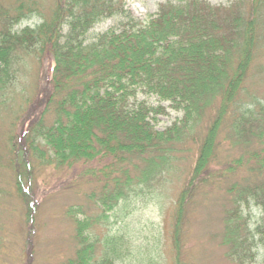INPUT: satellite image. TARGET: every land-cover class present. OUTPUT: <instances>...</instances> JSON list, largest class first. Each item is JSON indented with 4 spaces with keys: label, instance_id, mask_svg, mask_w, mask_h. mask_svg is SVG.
<instances>
[{
    "label": "trees",
    "instance_id": "obj_1",
    "mask_svg": "<svg viewBox=\"0 0 264 264\" xmlns=\"http://www.w3.org/2000/svg\"><path fill=\"white\" fill-rule=\"evenodd\" d=\"M127 1L0 0V109L25 57L55 61L48 87L3 138L0 176L11 186L0 182V194L20 204L25 234L13 256L0 226V264H33L40 171L73 172L78 193L92 186L87 208L66 209L76 250L60 264H201L191 223L212 204L225 257L264 264V0L166 1L143 22ZM118 15L126 18L118 28L89 39ZM32 17L39 23L17 28ZM141 94L182 118L157 129L153 113L166 109L134 103ZM187 158L160 236L142 240L125 221L112 226L116 209L164 196ZM254 207L252 227L246 211Z\"/></svg>",
    "mask_w": 264,
    "mask_h": 264
},
{
    "label": "rangeland",
    "instance_id": "obj_2",
    "mask_svg": "<svg viewBox=\"0 0 264 264\" xmlns=\"http://www.w3.org/2000/svg\"><path fill=\"white\" fill-rule=\"evenodd\" d=\"M166 1L178 0H128L127 9L136 20L146 21L152 14L156 13L159 6ZM216 5H227L231 0H208ZM126 18L118 15L107 18L97 23L90 31L89 39H95L99 34L112 28H118ZM39 23L38 17L24 20L17 28H24L27 25L35 26ZM55 68V61L51 56H47L42 63H37L33 56H28L20 62L19 72L15 84L9 90V99L0 109V156L4 155L2 145L4 135L11 129L16 118L27 112L32 107L34 98L36 99L41 92L48 87L52 79ZM146 101L149 105L159 108L164 107L166 113H153L154 123L157 129L164 130L171 126L175 121L181 119L183 114L170 106L169 102L160 101L158 97L145 96L137 97V101ZM190 159H182L176 172L173 173L170 183L166 185L164 196L146 197L134 200L128 204V210L116 209L111 214L113 227L119 222H127L129 235L139 236L142 240L152 238L154 235L160 236V228L166 222L172 199L178 193L182 181L190 167ZM0 174H7V170L0 171ZM73 172L64 173L56 171H40L37 177V184L40 195V206L38 210V229L35 240L33 241V264H60L76 250L75 241L71 237L72 228L66 216V209L69 206L85 204L87 208L89 202L86 194L91 189L90 186L77 187L72 185ZM1 185H8L6 175L0 176ZM1 187V186H0ZM85 192V195H84ZM20 204L8 197L4 198L0 194V226L7 232L6 243L12 255H18L23 246V222L21 217ZM125 210V209H123ZM246 214L251 215L252 227H255L259 218L260 211L257 208L247 209ZM120 224V226H121ZM192 233L191 242L193 246L194 260L201 264H236L231 259L225 257L223 248L218 244L215 234L222 227L220 220V206L212 204L206 209L199 210L191 223ZM75 243V244H74ZM134 257V256H132ZM131 257V258H132ZM14 258V257H13ZM261 256H259V259ZM10 264H20L18 258L6 260ZM254 264V263H253Z\"/></svg>",
    "mask_w": 264,
    "mask_h": 264
}]
</instances>
